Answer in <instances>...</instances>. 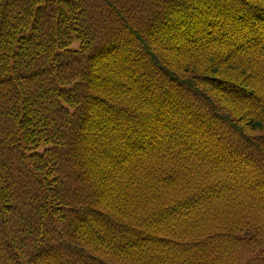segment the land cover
Returning <instances> with one entry per match:
<instances>
[{
  "label": "trees",
  "instance_id": "obj_1",
  "mask_svg": "<svg viewBox=\"0 0 264 264\" xmlns=\"http://www.w3.org/2000/svg\"><path fill=\"white\" fill-rule=\"evenodd\" d=\"M0 264H264V0H0Z\"/></svg>",
  "mask_w": 264,
  "mask_h": 264
}]
</instances>
